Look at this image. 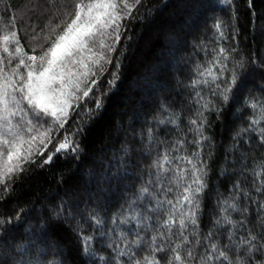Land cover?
I'll use <instances>...</instances> for the list:
<instances>
[{
    "label": "snow or ice",
    "instance_id": "snow-or-ice-1",
    "mask_svg": "<svg viewBox=\"0 0 264 264\" xmlns=\"http://www.w3.org/2000/svg\"><path fill=\"white\" fill-rule=\"evenodd\" d=\"M247 5L251 40L237 0H183L181 28L204 56L179 58L185 104L153 100L166 64L137 81L150 107L118 126V154L90 166L89 130L122 83L130 26L162 8L0 0V264H264V10ZM169 39L185 43L179 30ZM217 122L233 129L222 162ZM61 157L84 169L76 184L21 206L18 188Z\"/></svg>",
    "mask_w": 264,
    "mask_h": 264
},
{
    "label": "trees",
    "instance_id": "trees-1",
    "mask_svg": "<svg viewBox=\"0 0 264 264\" xmlns=\"http://www.w3.org/2000/svg\"><path fill=\"white\" fill-rule=\"evenodd\" d=\"M43 2V0H41ZM154 4L161 7L162 10L157 12L155 17H149L143 24L137 23L130 26L133 39L129 42V52L122 68V83L119 84L118 90H114V94H110L105 108L100 117L94 122L89 130L87 141V152L89 157V165H92L94 160H108L118 154L121 140L116 139V129L119 125H127L130 118L129 114L133 111L144 108L145 111L150 107L149 101L145 99V94L142 87L137 84V81L143 83L145 78L155 79L160 76L157 71L162 65L168 66V74L163 81V90L158 91L153 100L168 99L174 105L175 109H179L185 104L184 96L187 95L185 89L176 83L180 71L178 63L181 56L196 55L204 62V56L197 50L193 53L191 42L192 35L183 32L181 25L185 17L181 15L183 12V0H152ZM16 4H23L25 0H15ZM238 7L241 10V19L244 28L242 33L251 40V34L245 31L250 20V12L248 11L247 0H237ZM253 8L259 14L264 10V0H253ZM154 21V22H153ZM36 23V21H32ZM39 23L43 25L44 20L40 19ZM21 40L25 50L31 52L29 39L24 36L23 26L21 25ZM179 30L185 43L177 49L174 41L169 39L170 34H175ZM124 41H121L123 44ZM212 47L209 42V49ZM241 47H245V42L241 38ZM257 47H260L257 45ZM211 53L209 52V59ZM184 79L183 76H179ZM179 93V95H178ZM189 115L187 107H185L184 116ZM233 129L227 125L216 123L214 132L212 133L217 142V161L222 162L224 152L231 145V135ZM123 133H121V137ZM259 153L258 145H254ZM242 151H248L247 147H242ZM239 153H237V157ZM80 168V172L77 169ZM123 171V169H121ZM84 169L73 161L60 158L54 160L51 166H46L45 169H34L31 177L26 179L24 186L18 188V193L21 194V206L28 204L30 201L36 200L39 197L52 195L61 187H72L76 184V177L83 175ZM63 175L66 181L65 185L58 183L60 176ZM213 181L216 175V162L213 164ZM231 179L227 182L222 181V188L226 189L231 183ZM213 207L212 199H208L205 205V218L202 221V227L205 228L209 223L208 210ZM71 242V237H69Z\"/></svg>",
    "mask_w": 264,
    "mask_h": 264
}]
</instances>
